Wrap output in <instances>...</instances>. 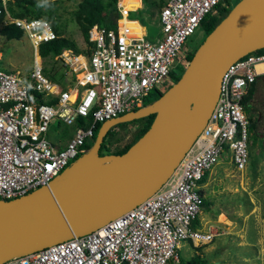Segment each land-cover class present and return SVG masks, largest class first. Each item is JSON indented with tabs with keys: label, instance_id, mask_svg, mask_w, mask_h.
Segmentation results:
<instances>
[{
	"label": "built area",
	"instance_id": "2783aa9c",
	"mask_svg": "<svg viewBox=\"0 0 264 264\" xmlns=\"http://www.w3.org/2000/svg\"><path fill=\"white\" fill-rule=\"evenodd\" d=\"M224 0H161L157 35L146 37L133 8L114 1L112 26L92 22L87 47H62L53 58L60 78H50L40 59L26 72L0 66V198L8 199L48 183L76 156L97 122L141 106L151 91H164L174 79V62L185 63L184 41L201 18ZM0 0L2 23L21 29L36 52L57 36L43 17L9 15ZM129 22H135L138 31ZM261 49L259 51H256ZM0 50V60H1ZM264 46L232 61L222 72L209 116L166 181L134 206L90 231L14 255L1 264H184L180 241L192 246L212 239L215 227L199 224L203 175L220 160L242 169L248 158L244 95L264 75ZM71 125L63 144L47 136L49 123ZM69 162V163H68Z\"/></svg>",
	"mask_w": 264,
	"mask_h": 264
},
{
	"label": "water",
	"instance_id": "95a60500",
	"mask_svg": "<svg viewBox=\"0 0 264 264\" xmlns=\"http://www.w3.org/2000/svg\"><path fill=\"white\" fill-rule=\"evenodd\" d=\"M261 36L264 0L235 1L156 99L101 121L92 144L48 183L0 198V264L84 234L157 190L205 124L224 69L264 46L253 44ZM149 113L148 127L123 152L99 153L111 125Z\"/></svg>",
	"mask_w": 264,
	"mask_h": 264
},
{
	"label": "rangeland",
	"instance_id": "374dc122",
	"mask_svg": "<svg viewBox=\"0 0 264 264\" xmlns=\"http://www.w3.org/2000/svg\"><path fill=\"white\" fill-rule=\"evenodd\" d=\"M121 1L126 6L135 0ZM229 1L232 6L237 0ZM98 3L103 12L114 4L111 0H99ZM160 3L161 0H148L142 2L143 7L139 3L137 5L144 10L135 18L148 38H153L157 32L156 19ZM6 4L9 15L19 13L25 17L46 18L58 36L71 39L78 50L87 47L84 34L87 27L85 18L89 13L87 7H79V0H7ZM128 7L133 8L130 3ZM140 17L144 18L145 23L141 22ZM129 23L136 31L137 24ZM202 25L199 23L186 36L184 45L187 52H193L204 38ZM0 50L2 68L26 72L33 60L40 59L46 74L61 79L58 61L50 55L40 56L25 35L7 39L0 34ZM187 61L184 64L174 62L171 67L173 74L180 75ZM151 92L145 96L149 100L154 96ZM260 105L263 114L256 125L254 120L251 122L249 110H245L248 131L245 166L238 169L224 159L212 165L203 176L202 190L208 202L198 214L199 224L212 225L216 233L211 240L197 246H192L190 241H180L177 252L182 262L197 254L202 258L198 264H264V100ZM135 128L136 124L115 127L112 135L106 139L105 147L110 151L118 148L132 137ZM71 131V125L57 124L56 120H52L47 136L51 141L62 144ZM90 141L91 138L88 139ZM167 264L174 263L169 259Z\"/></svg>",
	"mask_w": 264,
	"mask_h": 264
},
{
	"label": "trees",
	"instance_id": "16d2710c",
	"mask_svg": "<svg viewBox=\"0 0 264 264\" xmlns=\"http://www.w3.org/2000/svg\"><path fill=\"white\" fill-rule=\"evenodd\" d=\"M98 1L99 0H79V7L80 8L81 7H83V8L87 7L88 8L89 15L87 14V17L85 18V20L87 22V26L89 24H91L92 22H97L98 24L104 25V26H112L114 24L115 18L117 16V12L115 10L114 4L107 11L103 12L101 10V6L99 5ZM111 1L114 3L115 0H111ZM146 1H148V0H142L143 3H146ZM230 7H231L230 1L224 0L223 2H219L216 5H214L213 9L206 13V14H208L211 12L210 16L205 18V15H206L205 14L201 18L200 24H203L202 26L204 29V34H206L220 20V18L225 15V13L228 11V9ZM143 10L144 9L142 7L141 8L137 7L135 9L131 10L129 12V15H131V16H129V18L136 19L135 16L137 14L139 15ZM20 15L21 14L18 13V16H20ZM140 20L142 23H145L143 17H140ZM0 34L3 35L7 39H17L21 35H23L21 29H19L17 26L13 25L12 23H8V22L2 23L1 15H0ZM84 38L86 40V30H85ZM62 47H70L74 51L79 52V50L77 49V47L75 46L74 42L71 39L57 35L56 37H54L52 39H48V40H45V41L39 43V45L37 47V53L40 56H46V55L53 56V55L58 54ZM259 50H261V49H258L256 51H259ZM192 53L193 52H189L186 55L187 60L191 57ZM43 71H44V69H43ZM44 72L46 73L47 71L45 70ZM171 75H172L174 81L179 77V74L175 75L172 73ZM50 78H52V77H50ZM250 90H251V88L249 89V91ZM151 93H154V96L152 97V99L149 100V99H147V97H144V100H143L141 106L146 105L148 103H151L154 99H156L160 95L161 92L154 91ZM248 94L249 93L247 92L244 95L243 100L246 99ZM153 115H154V113H149L147 115H144V116H141L138 118H134V119L122 121V122H117V123L111 125L107 129L105 134L103 135L102 141H101L100 146H99V153H107V152L121 153V152H123L148 127L150 121L153 118ZM123 124H136V128L134 129V133L128 141H126L125 143L120 145L118 148H115V149L110 151L108 148L105 147V141L109 136L112 135L113 129L115 127L123 125ZM99 125H100V122H97L95 124L93 131H92V135L90 137L91 141L84 145L83 151L85 149H87L92 144L95 133H96ZM207 202H208L207 199L203 198L202 205L206 204ZM200 262H202V258L199 257V255H197V254H193L190 256V258L183 260L184 264H198Z\"/></svg>",
	"mask_w": 264,
	"mask_h": 264
},
{
	"label": "flooded vegetation",
	"instance_id": "af4514ba",
	"mask_svg": "<svg viewBox=\"0 0 264 264\" xmlns=\"http://www.w3.org/2000/svg\"><path fill=\"white\" fill-rule=\"evenodd\" d=\"M189 52H186L184 58ZM251 90L249 91V89ZM249 94L246 97L244 102V109L249 110L251 117V122L254 120L255 125L260 121V117L263 114V107L260 105L263 102L264 98V75L256 77L248 87Z\"/></svg>",
	"mask_w": 264,
	"mask_h": 264
},
{
	"label": "bare ground",
	"instance_id": "6f19581e",
	"mask_svg": "<svg viewBox=\"0 0 264 264\" xmlns=\"http://www.w3.org/2000/svg\"><path fill=\"white\" fill-rule=\"evenodd\" d=\"M253 44L255 45H264V36L258 37L256 40H254ZM264 62H260L257 64L258 67L263 66Z\"/></svg>",
	"mask_w": 264,
	"mask_h": 264
},
{
	"label": "crops",
	"instance_id": "0c3cea01",
	"mask_svg": "<svg viewBox=\"0 0 264 264\" xmlns=\"http://www.w3.org/2000/svg\"><path fill=\"white\" fill-rule=\"evenodd\" d=\"M139 1V2H138ZM133 7H135V6H137L138 5V3H139V6H142V2H141V0H135V1H133V2H129ZM128 3V4H129ZM128 4L126 5V7H128ZM143 7V6H142ZM138 8H141V7H138ZM137 26V25H136ZM136 31H138V26H137V30ZM58 144V143H57ZM63 144V143H62ZM179 247V246H178Z\"/></svg>",
	"mask_w": 264,
	"mask_h": 264
}]
</instances>
